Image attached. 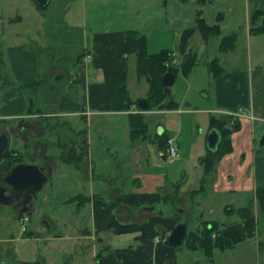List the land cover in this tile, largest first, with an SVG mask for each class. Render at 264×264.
Masks as SVG:
<instances>
[{"label": "crops", "instance_id": "obj_1", "mask_svg": "<svg viewBox=\"0 0 264 264\" xmlns=\"http://www.w3.org/2000/svg\"><path fill=\"white\" fill-rule=\"evenodd\" d=\"M58 1L51 9H47V7L43 13L36 7L40 12L36 11L34 14L35 21L38 23L37 37L39 38L31 37L28 42L19 35V32L9 30V26L13 24L14 20L23 21V15H18L14 18L5 12L6 6L4 4L0 6V133H10L11 140L6 150L9 149L13 157L19 152L22 157L25 156L23 162L43 164L48 160L54 173L56 170V157L63 162L65 153L59 151L57 154L55 153L56 155H53L48 150L50 149L49 147L54 144H60L59 147L63 150L65 149L64 144L68 141V138L64 137L67 132L65 127L72 133V137L69 139L70 142L76 141L82 135V129H88L89 151L85 164L81 165L79 163L78 165L64 161V163L73 166L77 178L85 182V192L75 195L74 200L78 199L76 200L79 203L78 208L80 206V208L89 207L91 215V227L79 228L75 235V250L82 252L84 249H89L92 255L95 256L102 247L106 246L107 248L108 246L109 250L113 252L117 264H221L222 261L229 262V252L236 250L239 245L247 244V242L253 240L258 247L257 250H263V255L261 256L263 261L259 259L258 262L260 263L258 264H264V228L261 229L259 225L254 237L239 242L233 248L225 250L217 248L211 258L207 257L202 251H192L188 247L184 249L186 246L178 248L170 244L167 239L171 232H166L163 229H155L146 240L137 237L138 232L119 235L110 229L109 225L115 219L123 223H141L155 216L158 212L163 214L164 210L160 203L164 202L166 205L165 196L174 195L177 185L171 179L169 171L163 167L165 160L158 156L159 151L157 164L152 165L150 163V153L147 151L145 143L131 147L132 166L124 178L122 175L121 177L112 176L106 171L107 169L103 164H97L92 159L93 153L90 145L92 143V133L90 132L92 116L100 113L107 115L123 114L127 113L129 107L131 109L130 112L142 111L138 105V99L146 97L147 94H139L137 99L131 98L129 89L131 69H134L136 80L139 83L144 79L140 80L137 78L136 55L134 53H123L126 32L133 28H126V24H124L126 20L120 18L123 14L120 0H112L115 1L113 3L108 1L96 2L97 0L90 1L89 5H94L95 9L98 6H108L111 11L118 13L114 16L111 11L104 10L107 15L106 20L101 24L98 23V25L94 22L89 24L87 16L86 18L83 16V20L80 22L72 18L66 20L65 17L67 18V14H69L65 10L67 2L58 3ZM255 1L259 5L258 8H264L262 4L264 0ZM86 10L87 8L84 7V14ZM85 19H87V22H84ZM260 22L264 23V16ZM251 27L252 22H249L247 25V38L251 36ZM233 34L237 38L239 37L237 32ZM14 36H16V40H14ZM209 40L205 39L206 42H209ZM58 41L64 44L61 45L62 50L60 51H58L56 46ZM72 41L77 42L76 46H79L74 48ZM30 43L32 45H29ZM79 50L81 51L78 52ZM86 51L91 53V64L88 62L87 64H81ZM219 52L222 55L210 58L208 62L214 58H219L225 70L218 76H214L211 73L212 78L209 80L211 89L209 91L207 87L203 88L204 80L201 82V77L193 74L194 68L189 75L184 76L182 74L184 76L183 79L187 78V82L189 80L192 87L193 84H199L201 86L200 90H207L208 97L211 99L208 106L200 109L184 108L185 103L189 102L187 100L188 92H186L188 90L183 91L186 99L184 97L181 98L177 93L178 98L172 91L174 99L179 101L177 109H150L142 112L145 115L151 112L160 115L176 113L178 118L177 133L167 131V128L162 123L163 120L155 122L154 131L151 132L150 130V132L154 136L155 134H160L162 129L163 132L166 130L170 136L176 137L179 150L182 144V140H179V137L184 130L185 124L184 114H189L196 110L214 115L238 114L237 116L241 121V130L233 133V151L220 160L217 166L216 179L211 186H213L215 193L226 194L237 191H255L256 185L257 187L264 186H260L258 182L255 185L256 182L250 165L246 163L247 158L250 160L251 151L254 150L253 142L251 141L254 137L253 125L250 118L254 120L257 115H264V103L261 100L255 101L254 97L257 89H255L253 73L257 70L254 69L253 64L250 62L249 67L246 69L237 68L235 63L241 53H234V55L229 57L231 51L223 52L220 47ZM175 56L177 59L178 56L176 54ZM231 62H233L234 67L227 68V65ZM80 72L82 73L80 77L74 80ZM91 76H100L102 81L92 82L89 79ZM79 89L84 91L81 101L78 100V95L76 94V92L79 93ZM191 90L192 88H190ZM35 107L37 111H33ZM61 107L65 110L62 111V115L69 114L75 117V124L68 126L66 122L55 121V134L58 141L56 143L46 142L45 135H50L51 132H46L43 120L47 119L46 117L48 116L59 114L54 109L57 110ZM46 108L50 109L45 110ZM78 114H80V119L77 117ZM261 115L259 117H262ZM11 119H17V122L12 124L9 122ZM81 119L86 121L84 127L80 124ZM62 138L65 141L59 143V139L62 140ZM15 142L25 148L24 153L12 149L13 147L11 146H14ZM45 145H47L48 149ZM155 145L157 146L156 143ZM180 152L181 154L191 155L189 154L190 148L183 150V153L181 150ZM242 152L245 153L244 160L240 158ZM36 158H39V160ZM11 167L12 161L10 158L3 157L0 160V181L2 175ZM122 171L125 172L124 170ZM234 176H237L238 180H234ZM180 191L182 193L180 200L182 205L179 207V213H183L190 201H194L202 192L193 199L190 196L191 190L180 188ZM3 205L5 204L0 202V217L4 214L1 209ZM168 206V214L165 216H173L176 209L171 199ZM228 206L233 205H224V211L228 217H234L233 219L230 221L202 219L201 223L197 224L196 231L202 228L204 220H215L222 225L238 221L239 217L237 215H232L226 211ZM21 214L13 205H8L5 216L8 218L14 215V218L20 219L23 215ZM28 215L31 220L32 214ZM185 220L188 219L185 218L182 221ZM1 222L2 220L0 219V241L18 240V237L5 238L4 234L6 232L1 227ZM24 233L30 234L32 232L27 228ZM7 235L9 236V232H7ZM61 235V232H57L54 237H49L58 239L61 238ZM6 252L9 254L7 255L8 258L9 256L11 257L9 260L6 258L1 259L0 263L14 264L13 261L16 263L17 260H12L13 253L11 248L6 249ZM223 255L224 258H221ZM218 257L219 259H217Z\"/></svg>", "mask_w": 264, "mask_h": 264}, {"label": "rangeland", "instance_id": "obj_2", "mask_svg": "<svg viewBox=\"0 0 264 264\" xmlns=\"http://www.w3.org/2000/svg\"><path fill=\"white\" fill-rule=\"evenodd\" d=\"M90 1L91 0H59L58 3L67 2L65 10L69 14H67V18L65 17L66 20L72 18L80 22L83 20V16H85V18L87 16L89 24H92V22L97 25L98 23L101 24L107 17L104 10L111 11L110 7L98 6L95 9L94 5H89ZM98 1L115 2L112 0H97L96 2ZM120 2L122 6L121 12H123V14L121 17H117L126 20L124 23L126 24V28L137 29L147 36L149 53H157L163 49L174 50L178 58L176 59V56L173 54L174 58L171 62L173 65H179L182 61L181 57L183 56L179 49L181 35L186 28L196 25L199 12H201L207 23L220 24V35L206 42L201 33L195 31L190 40V47H188V51L192 49L199 57V61L193 66L195 69L193 74L200 76L201 82L204 80L203 88L207 87L208 91L211 89V82L209 80L212 78L208 60L217 55H222L218 47L222 37L237 32L239 37L236 40L235 47L230 50L229 57L234 55V53H241V56L235 63L237 68L240 69L249 67V62L253 64L254 69L257 70L253 73L255 89H257L254 93L255 101L261 100L262 103H264V32H251L250 38H247V25L251 22L250 15L259 7L255 0H120ZM56 3L57 0H50L47 9H51ZM3 4L6 6L5 12H7L9 16L15 18L18 15H23V21L18 22L14 20L13 24L9 26V30L19 32V35L23 37L24 40L26 39V42H28V39L31 37L35 39L39 38L37 37L38 23L35 21L34 17V14L38 11L35 0H0V6ZM262 4L264 7V2ZM84 7L87 8L85 14L83 13ZM38 9L43 13L39 7ZM111 14L116 16L118 13L111 11ZM262 16H264V14H261L257 22L262 19ZM84 22H87V19H85ZM16 39V36H14V40ZM56 44L58 51L62 50L61 45L64 44H61V41H58ZM72 44L74 48L79 46H76L77 42L74 41H72ZM29 45H32V43ZM80 51L81 50L78 52ZM87 55H91V53L87 51L84 53L81 64H87V62L91 64L92 58L90 61H87ZM232 66L234 67L233 62L229 63L227 68H231ZM256 66H258V68H256ZM131 70V81L129 86L130 96L132 99H137L139 94L148 93L147 90L149 89V85L145 79L139 83L136 80L134 69L132 68ZM81 74L80 72L74 80L78 79ZM182 74V72L177 73V79L172 86V91L175 95L178 93L179 96L183 98L185 93H183V91L188 90L186 92H188L187 100L189 102H186L183 107L200 109L208 106L211 99L208 97L207 90H200L201 86H199V84H193L192 87L189 80L187 82V78L183 79L185 75L183 76ZM99 77L100 76H91L89 79L92 82H100L102 81V77ZM190 88H192L191 91ZM76 94L78 95V100L81 101L84 91L79 89V93L76 92ZM70 96L72 97L71 94ZM179 96L177 95L178 98ZM184 99H186V97H184ZM127 101L129 100L127 99ZM49 109L46 108L45 110ZM54 110L55 112L58 111L59 114L56 113L43 120V122H45L46 132H51L50 135H45V141L49 143H56V141H58L55 134V121L66 122L68 126H70V124H75L76 121L75 117L69 114L62 115V111H65L62 107ZM33 111H37V108H33ZM130 111L131 109L129 107L127 113L123 114L107 115L100 113L92 116L90 131L92 133V143L90 144L93 153L92 159L97 164H103L107 169L106 171L114 177H121L122 175L124 178L127 176L132 166L130 157L131 147L141 143H145V147L150 153V163L152 165L157 164L158 156L161 157L158 155L160 149L154 143L150 142L153 138V133L151 132L154 131L155 122L163 120L162 123L167 128V131L169 130L171 133L178 132V118L176 113L160 115L151 112L145 115V119L151 130L150 135L147 138H141L132 143L129 130L130 125L128 122ZM210 115L212 114L207 112L202 113V111L198 110L189 114H184V130L179 137V140H182L180 150L183 153V150H188L190 148L189 154L191 155L181 154L179 150L180 155L176 157L174 161L169 162V160L166 161L164 157H161L165 160L163 167L169 171L171 179L175 183H178L180 180L183 181L181 183V188L183 190L196 189L201 185L203 171L202 161L206 156L208 148L207 134L210 131ZM233 115L237 116L238 114ZM260 115H257V118L254 120L250 118L253 125L254 137L251 141L253 142L254 150L251 151L250 160L247 158L246 164L250 165L253 178L256 182L255 185L258 182L260 186H264V146L261 147L260 145V139L264 135V115L259 117ZM77 117L80 119V114H78ZM9 122L15 124L17 119H11ZM80 122L84 127L86 121L81 119ZM230 122V126L233 127V120ZM65 130L67 132L64 137L68 138V141L66 140L67 146H64V150L59 147L60 144H54L49 147L50 149H48L47 145H45V147H47L53 155H56L59 151H63L65 155H67L68 152H74L79 155L85 149V139L89 144L88 129H82V135L74 142H70L69 140L72 137V133H70L66 127ZM84 130H86L85 133H83ZM61 141L63 142L65 139H59V143ZM176 145L179 146L177 140ZM11 147H13V150L22 153L25 151V148L16 142L15 145ZM241 154L240 158L244 160L245 153L242 152ZM86 157L79 162L81 165L85 164ZM24 158L25 156H23V159ZM36 159L39 160V158ZM55 160L56 170L53 175L48 178L44 186H42L43 188L34 196L31 220L25 223L32 233H24L20 219L17 217L14 218V215L8 218L5 216L8 205L1 206L2 212L4 213L0 217L2 220L1 227L6 232L4 236L5 238L18 237V240L0 241V262L1 259L3 260L4 258L9 260L11 256L8 258L7 255L9 254L6 252V249L11 248L13 253L12 260H17L16 263L13 261L14 264H96L95 256L92 255L91 250L84 249L82 252L75 250V235L78 229H85L92 225L89 207L80 208V206L78 208L79 203L76 201L78 199L74 200L75 195L85 192L86 184L84 181H80L77 178L73 166L64 163V161H60L57 157ZM72 164L74 163L72 162ZM236 174L240 177L238 173ZM211 176L212 178L210 180L213 181L216 179L215 173H212ZM237 176H234V180H238ZM211 185L212 184H207L202 193L197 196L194 201H190V206L187 205L183 213H179L181 220L185 218L189 220L190 230L196 231L197 229L195 228L197 224L201 223L202 219L230 221L234 217L227 216L224 211V205L232 204L236 207L248 205L251 196L255 195V191H237L235 193L226 194L215 193ZM168 204L169 203H166L165 205L164 202L160 203V206L162 205L164 210V215L168 214ZM181 205L182 203L180 206ZM257 206L258 202L255 197L254 209L256 215L259 214ZM174 208L178 212L179 207L175 206ZM259 220H261L259 226L263 229L264 216H262V214H259ZM7 232H9V236ZM57 232L62 233L60 236L61 238L54 239L53 237ZM213 236H215V233H213ZM186 248L187 247L184 249ZM257 248L253 240L247 242V244L239 245L236 250L229 252V262L222 261L221 264H258L260 263L258 260L262 259L263 250L259 251ZM222 257L224 258V255L221 256V258ZM217 259H219V257Z\"/></svg>", "mask_w": 264, "mask_h": 264}, {"label": "trees", "instance_id": "obj_3", "mask_svg": "<svg viewBox=\"0 0 264 264\" xmlns=\"http://www.w3.org/2000/svg\"><path fill=\"white\" fill-rule=\"evenodd\" d=\"M36 1V0H35ZM37 7L44 11L47 6L40 7L36 1ZM261 14H264V8L260 7L254 10L251 16V32L260 33L264 32V23L257 22ZM263 17V16H262ZM195 31H199L201 35L206 39H211L221 33V27L219 23L209 24L205 21V18L199 12V16L196 19V25L190 28H186L180 39L179 49L182 53V61L179 65H173L171 62L174 58L175 52L171 49H163L157 53H149L147 36L136 29H129L126 32V38L124 42L123 53L136 55V73L138 79H145L148 82L149 89L146 98L151 102V109H177L179 107V101L173 99L167 102V96L164 91L163 76L167 71H171L176 74L182 72L183 75H189L193 66L199 61L198 54L193 52L192 49L188 51L190 38ZM237 36L230 34L222 37L220 43V50L227 52L235 47ZM174 54V55H173ZM209 70L214 76L221 75L225 68L219 58H214L208 62ZM130 125V138L132 143L141 138H147L150 135V128L145 119V114L142 111L131 112L128 115ZM233 120V127L231 125ZM210 129L216 128L221 134V141L216 150L207 148L206 158L202 161L203 171L201 177V185L199 188L192 189L190 191L191 198L203 191L207 184H212L214 180L211 174H217V166L219 161L228 153L233 151L232 135L234 132L241 130V121L238 116L233 114H220L210 115ZM86 130L83 131L85 133ZM170 135L165 130L162 134H155L150 140L152 143H156L160 150H165L167 141ZM85 142V149L78 155L74 152H68L63 157L67 163L78 164L88 155L89 144L87 140ZM64 146H67L66 143ZM72 151V150H71ZM10 156V157H9ZM3 157H8L12 161V166L23 162L22 154L19 152L13 157L10 154V150H6L0 155V160ZM13 158H15L13 160ZM180 180L177 185L175 194L165 196V203H170L172 200L174 206L180 207V200L182 193L180 191ZM257 198L258 213L264 216V187H256L255 195L251 196V200L248 205L244 206H228L226 211L232 215L239 217L238 221L228 224H220L215 220H204L202 222V228L199 231H193L189 229V233L185 243L178 248L184 246L188 247L192 251H202L204 254L211 258L214 250L219 248L222 250L233 248L239 242L246 240L247 238L254 237L256 235L257 226L259 225V214H255L254 199ZM75 198V197H74ZM21 214V213H20ZM24 214V213H22ZM21 214V215H22ZM182 221L176 211L173 216H165L163 214H156L155 216L147 219L141 223H123L119 220H114L109 225L110 229L117 234L138 232L137 237L146 240L148 239L155 229H163L166 232H171L174 227ZM215 233V236H213ZM168 241V239H167ZM96 264H117L116 258L109 247H102L95 255Z\"/></svg>", "mask_w": 264, "mask_h": 264}, {"label": "water", "instance_id": "obj_4", "mask_svg": "<svg viewBox=\"0 0 264 264\" xmlns=\"http://www.w3.org/2000/svg\"><path fill=\"white\" fill-rule=\"evenodd\" d=\"M40 7L48 5L49 0H36ZM176 81V74L167 71L163 76L164 91L167 102L174 99L172 85ZM138 105L142 111L151 109V102L146 97L138 99ZM163 129L160 131V134ZM10 133H0V154H2L10 144ZM221 134L216 128L210 129L207 136V146L211 150H216L220 141ZM261 147L264 146V135L260 139ZM46 158V156H44ZM206 157L203 158V160ZM52 167L48 160L43 164L21 162L13 165L6 171L0 181V202L5 205H13L20 213H32L34 196L39 192L53 174ZM189 233V221L179 222L171 231L168 242L176 247L182 246Z\"/></svg>", "mask_w": 264, "mask_h": 264}, {"label": "built area", "instance_id": "obj_5", "mask_svg": "<svg viewBox=\"0 0 264 264\" xmlns=\"http://www.w3.org/2000/svg\"><path fill=\"white\" fill-rule=\"evenodd\" d=\"M87 61H89L90 55H88L86 57ZM159 155L161 157H164L165 160H169L170 161H174L176 159V157H178L180 155L179 153V148L176 145V138L174 136H170L168 141H167V146L165 150H160L159 151ZM30 220V216L28 214H23L20 217V222L22 223V230L23 232L26 231V229L28 228L27 225L25 224L27 221Z\"/></svg>", "mask_w": 264, "mask_h": 264}]
</instances>
